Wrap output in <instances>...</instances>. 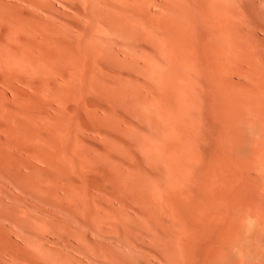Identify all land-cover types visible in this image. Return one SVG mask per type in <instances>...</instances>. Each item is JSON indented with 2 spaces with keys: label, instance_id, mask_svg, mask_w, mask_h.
<instances>
[{
  "label": "bare ground",
  "instance_id": "obj_1",
  "mask_svg": "<svg viewBox=\"0 0 264 264\" xmlns=\"http://www.w3.org/2000/svg\"><path fill=\"white\" fill-rule=\"evenodd\" d=\"M0 264H264V0H0Z\"/></svg>",
  "mask_w": 264,
  "mask_h": 264
}]
</instances>
